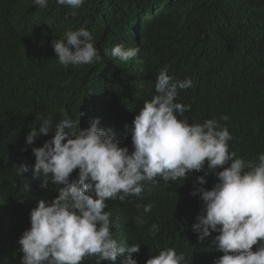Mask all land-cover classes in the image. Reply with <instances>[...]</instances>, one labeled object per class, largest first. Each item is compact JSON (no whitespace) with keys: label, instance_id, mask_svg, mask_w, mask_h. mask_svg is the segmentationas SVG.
<instances>
[{"label":"trees","instance_id":"1","mask_svg":"<svg viewBox=\"0 0 264 264\" xmlns=\"http://www.w3.org/2000/svg\"><path fill=\"white\" fill-rule=\"evenodd\" d=\"M72 11L56 0H48L46 9L32 0H0V264H21L18 240L30 229V211L39 200L58 196L51 174L47 188L41 187L44 178L31 171L16 174L15 166L34 165L32 148L54 135L53 127L47 136L26 144L31 128L39 129L37 116L54 124L79 118L82 130L98 118V127L112 129L114 141L125 142L131 153L126 125L156 95V76L167 67L174 79L192 81V87L178 90L174 101L190 106L183 117L177 114L179 119L202 124L215 118L227 126L233 137L229 149L244 161L245 171L264 153V0H85L76 16ZM81 27L92 33L101 60L66 67L52 41ZM117 44L138 47L137 58H113L109 52ZM222 115L229 120H221ZM205 171L207 162L184 179L145 182L139 198L107 200L105 211L119 229H126L129 240L120 242V232L112 228L126 251L101 264H126L129 256L145 264L165 248L184 253L186 264H213L223 256L213 243L218 233L200 241L192 231L204 205L190 193ZM205 179L206 190L218 183L215 173ZM147 204L153 207L145 214ZM141 216L144 223L138 225ZM153 224L159 226L155 236L149 232ZM132 244L141 245L138 254L128 253ZM82 264H96V257Z\"/></svg>","mask_w":264,"mask_h":264},{"label":"clouds","instance_id":"2","mask_svg":"<svg viewBox=\"0 0 264 264\" xmlns=\"http://www.w3.org/2000/svg\"><path fill=\"white\" fill-rule=\"evenodd\" d=\"M40 9H46L48 0H32ZM58 5L75 10L85 0H56ZM54 53L64 66H81L101 60L92 33L84 27L66 30L52 41ZM138 47L117 44L109 54L121 61L137 58ZM192 87L190 78L174 79L164 67L156 76V95L145 101L135 115L130 131L133 151L129 153L125 142L114 141L112 129L98 127L97 118L87 129L80 128V119L65 117L55 124L50 118L37 116L39 129L32 127L26 144L32 145L40 136H47L54 127V135L42 147L32 148L34 165L15 166L16 174L32 172L43 177L42 188L51 183L58 186V196L48 202L38 201L30 211V229L23 232L18 244L23 253L21 264H82L87 257H96V264L116 261L126 249L114 238L116 228L120 242L129 240L127 231L119 229L106 212V201L127 197H140L145 182L156 184L157 177L176 181L189 173L200 172L207 162V171L197 178L199 187L190 195H199L203 211L196 217L192 231L203 241L211 233H218L213 243L223 253L213 264H264V153L258 164L244 170V161L230 151L233 139L227 126L215 118L202 124H190L183 117L190 106L174 102L178 90ZM83 113L79 114V117ZM221 120L229 117L222 115ZM67 129V131H65ZM26 150V149H25ZM223 168L222 171H216ZM78 177L70 180L74 170ZM215 173L218 183L206 190L205 177ZM62 187H59L61 186ZM139 207V205H138ZM153 205L143 206L145 214ZM143 225V216L136 218ZM152 236L159 232L153 224ZM257 245L255 251L253 246ZM140 244H132L128 253L140 252ZM126 264H137L131 256ZM145 264H186L184 253L165 248L147 259Z\"/></svg>","mask_w":264,"mask_h":264}]
</instances>
